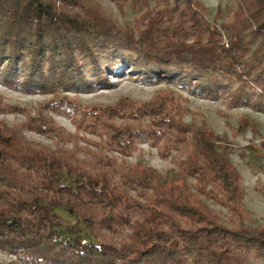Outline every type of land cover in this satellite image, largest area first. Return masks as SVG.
Segmentation results:
<instances>
[{"label": "trees", "instance_id": "trees-1", "mask_svg": "<svg viewBox=\"0 0 264 264\" xmlns=\"http://www.w3.org/2000/svg\"><path fill=\"white\" fill-rule=\"evenodd\" d=\"M110 1L139 13L135 29L101 0H0V81L52 96L32 110L0 94V114L25 118L0 120V252L14 256L0 264H264V225L244 223L243 177L217 135L185 120L187 98L86 107L64 94L127 74L264 110V0H235L220 25L203 0ZM140 141L164 159L189 146L180 174L194 186L118 159ZM205 199L236 218L224 223Z\"/></svg>", "mask_w": 264, "mask_h": 264}, {"label": "rangeland", "instance_id": "rangeland-1", "mask_svg": "<svg viewBox=\"0 0 264 264\" xmlns=\"http://www.w3.org/2000/svg\"><path fill=\"white\" fill-rule=\"evenodd\" d=\"M203 2L210 10L208 18L220 25L225 17L230 16L229 8L234 5L235 0H203ZM101 4L115 16L122 26L130 29L137 27L139 13L129 5L122 12L110 0H101ZM218 8L222 9V13L217 18ZM110 79L114 82L112 88H101L79 95L72 92L64 94H69L70 98H76L86 107L114 105L121 98L144 102L150 100L155 94L168 98H178L179 96L187 98L192 113L186 115L185 120L204 132L212 131L217 135L221 140L220 143L230 151V159L243 177L245 192L243 206L251 215L244 219V223L253 227L264 225V110H256L249 105L232 106L226 94H223L220 99L214 100L191 95L178 85L168 83L145 85L136 76L127 74L119 77L112 76ZM0 94L6 103L28 107L32 110L43 108V103L52 98L50 94L24 93L17 86L10 87L2 84L1 81ZM45 113L48 112L45 111ZM48 114L53 115L59 125L65 126L71 132L75 131V126L68 117ZM24 119L21 114H0V120L10 125H15ZM27 134L31 139L45 144H53L52 139L35 132L28 131ZM137 145V149L131 156L127 158H121L120 154H116V156L127 164L142 163L154 167L161 172L165 179L174 180L177 183L184 182L190 187L194 186L193 178H183L180 174L181 166L188 158L189 146L182 151H174L169 158L164 159L159 156L157 148L152 147L147 141H140ZM205 202L224 223L231 224V220L236 218L230 210L212 200L205 199ZM57 211L65 217L67 223L74 224L76 222V218L65 209L60 208ZM0 258L8 261L14 259V256L0 252ZM262 263L263 260L250 259V264Z\"/></svg>", "mask_w": 264, "mask_h": 264}]
</instances>
